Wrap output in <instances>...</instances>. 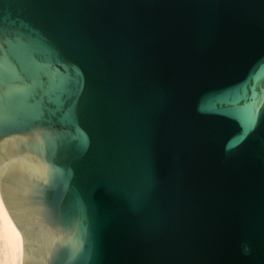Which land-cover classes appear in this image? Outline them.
<instances>
[{"label": "water", "instance_id": "1", "mask_svg": "<svg viewBox=\"0 0 264 264\" xmlns=\"http://www.w3.org/2000/svg\"><path fill=\"white\" fill-rule=\"evenodd\" d=\"M0 196L21 264H264V0H0Z\"/></svg>", "mask_w": 264, "mask_h": 264}, {"label": "bare ground", "instance_id": "2", "mask_svg": "<svg viewBox=\"0 0 264 264\" xmlns=\"http://www.w3.org/2000/svg\"><path fill=\"white\" fill-rule=\"evenodd\" d=\"M23 240L0 196V264H21Z\"/></svg>", "mask_w": 264, "mask_h": 264}]
</instances>
